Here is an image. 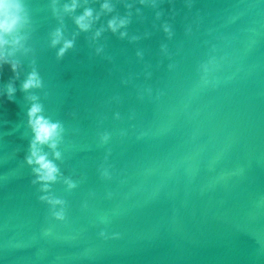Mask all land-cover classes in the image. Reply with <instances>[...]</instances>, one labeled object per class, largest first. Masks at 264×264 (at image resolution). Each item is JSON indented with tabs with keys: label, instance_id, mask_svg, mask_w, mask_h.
I'll list each match as a JSON object with an SVG mask.
<instances>
[{
	"label": "water",
	"instance_id": "1",
	"mask_svg": "<svg viewBox=\"0 0 264 264\" xmlns=\"http://www.w3.org/2000/svg\"><path fill=\"white\" fill-rule=\"evenodd\" d=\"M70 2L28 0L13 102L0 73V264H264V0ZM56 28L74 39L59 59ZM33 67L44 86L22 92ZM32 94L64 128L65 221L25 159Z\"/></svg>",
	"mask_w": 264,
	"mask_h": 264
},
{
	"label": "clouds",
	"instance_id": "2",
	"mask_svg": "<svg viewBox=\"0 0 264 264\" xmlns=\"http://www.w3.org/2000/svg\"><path fill=\"white\" fill-rule=\"evenodd\" d=\"M56 2L57 0H53L54 5ZM78 6V0H71L70 3L63 4V11L72 14L76 12ZM101 9L107 12L113 10L107 2L101 5ZM53 11L55 12V7ZM73 19L76 27L80 31L86 32L92 27L93 22L99 19V14L94 16L93 9L86 7L82 14L75 15ZM127 23V19L114 17L108 21V28L115 33ZM31 28L32 16L28 0H0V73L3 72L6 65L12 72V78L5 85L6 91L4 93L10 102L15 99V81L20 79L22 66L17 56L31 51L28 47ZM164 30L169 32L167 26ZM99 34L98 31L96 35L99 36ZM123 35L125 33H121V36ZM57 45H62L57 51V58L59 59L74 47V39H66L63 29L56 28L51 34V46L56 47ZM205 71H207L206 67ZM43 86L42 76L33 67L22 81L20 90L25 93H32L33 90H39ZM28 99L31 104L27 108L26 115L28 126L32 132V139L29 144V155L25 159L27 164L32 166V171L36 177L32 183L40 185V192L44 194L39 196V200L49 206L51 217L56 221H65L67 201L56 196L52 191V185L57 183L61 175L60 168L55 161L61 155L57 148L63 137L64 128L59 121H54L45 115L44 106L39 102L37 95L32 94ZM45 147L52 150L53 158H49L48 152L44 151ZM65 183L69 189L77 187L72 181H65Z\"/></svg>",
	"mask_w": 264,
	"mask_h": 264
}]
</instances>
